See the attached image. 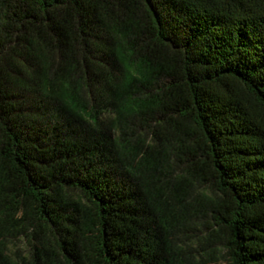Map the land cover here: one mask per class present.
I'll use <instances>...</instances> for the list:
<instances>
[{"label":"trees","instance_id":"trees-1","mask_svg":"<svg viewBox=\"0 0 264 264\" xmlns=\"http://www.w3.org/2000/svg\"><path fill=\"white\" fill-rule=\"evenodd\" d=\"M21 235L29 264H264V0H0V264Z\"/></svg>","mask_w":264,"mask_h":264},{"label":"rangeland","instance_id":"rangeland-1","mask_svg":"<svg viewBox=\"0 0 264 264\" xmlns=\"http://www.w3.org/2000/svg\"><path fill=\"white\" fill-rule=\"evenodd\" d=\"M195 186L199 189V185L195 184ZM190 185H184L183 190L185 189L184 194L188 199L192 198L193 193L192 188L189 189ZM202 189V188H201ZM206 189V188H204ZM187 191V192H186ZM9 245V252L11 256L20 262V264H29L30 263V244L27 240V238L24 235H21L19 237H11L10 241L8 243ZM200 243L197 244V249H200Z\"/></svg>","mask_w":264,"mask_h":264}]
</instances>
